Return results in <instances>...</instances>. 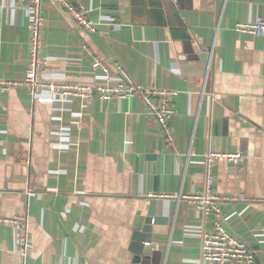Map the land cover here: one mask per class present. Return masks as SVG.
<instances>
[{
    "label": "crops",
    "instance_id": "1",
    "mask_svg": "<svg viewBox=\"0 0 264 264\" xmlns=\"http://www.w3.org/2000/svg\"><path fill=\"white\" fill-rule=\"evenodd\" d=\"M72 1L99 28L42 0L44 72L92 79V48L139 84L176 90L175 139L140 96L52 105L23 85L0 89V219L26 213L31 235L22 257L0 220V264H132L133 231L155 218L158 264H198L201 231L217 219L264 264V36L235 28L264 19V0ZM28 55L27 0H0V79L23 78ZM60 132L80 138L75 149ZM209 152L242 158L217 157L220 211L207 215L190 196L206 189Z\"/></svg>",
    "mask_w": 264,
    "mask_h": 264
},
{
    "label": "built area",
    "instance_id": "2",
    "mask_svg": "<svg viewBox=\"0 0 264 264\" xmlns=\"http://www.w3.org/2000/svg\"><path fill=\"white\" fill-rule=\"evenodd\" d=\"M55 1L71 14L83 29L91 32L98 30V24L89 16L91 8L85 4H76L72 0ZM27 12L29 16V55L25 75L18 80L0 79V89L23 85L28 88L36 102L52 105L71 101L75 97H82L90 102L94 97L101 100H122L140 96L148 111L156 118L165 140L170 143L174 141L175 131L171 125V119L176 112L174 102L176 90L139 84L121 64H116L115 68L112 67L102 57L95 54L92 48H88L95 70L92 79L88 80L81 74L64 79L48 76L44 72V63L47 59L44 53L46 20L42 0H27ZM235 28L240 32L264 36V19L238 22ZM62 133L57 134L59 146L75 149L76 145L71 144V141L78 143L80 138H69L63 141ZM219 155H225L235 165H240L242 158L241 153L209 152L207 154L205 159L206 189L201 195L190 196L207 215L220 211L217 204L220 196L214 193L215 177L213 174L214 163ZM0 220L15 227L17 252L22 257H26L31 246L27 214H15ZM201 240L202 248L198 264H257L255 250L245 240L228 230L221 219L215 221L213 228L201 231Z\"/></svg>",
    "mask_w": 264,
    "mask_h": 264
},
{
    "label": "water",
    "instance_id": "3",
    "mask_svg": "<svg viewBox=\"0 0 264 264\" xmlns=\"http://www.w3.org/2000/svg\"><path fill=\"white\" fill-rule=\"evenodd\" d=\"M210 53L204 51L200 54L203 63L206 65ZM208 65V64H207ZM154 157V156H151ZM153 222L148 221L142 229L134 230L130 242V251L132 252V264H158L161 260L162 252L153 241Z\"/></svg>",
    "mask_w": 264,
    "mask_h": 264
}]
</instances>
